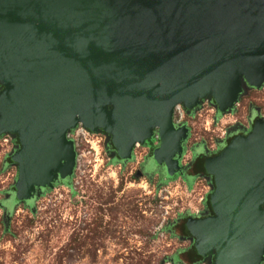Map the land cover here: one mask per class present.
Instances as JSON below:
<instances>
[{
  "label": "water",
  "instance_id": "water-1",
  "mask_svg": "<svg viewBox=\"0 0 264 264\" xmlns=\"http://www.w3.org/2000/svg\"><path fill=\"white\" fill-rule=\"evenodd\" d=\"M0 84L17 202L72 177L66 134L79 124L103 132L121 163L156 134L152 159L171 178L188 133L174 107L208 99L230 112L264 84V0H0ZM204 168L207 211L184 225L192 255L264 264V119Z\"/></svg>",
  "mask_w": 264,
  "mask_h": 264
},
{
  "label": "rangeland",
  "instance_id": "rangeland-1",
  "mask_svg": "<svg viewBox=\"0 0 264 264\" xmlns=\"http://www.w3.org/2000/svg\"><path fill=\"white\" fill-rule=\"evenodd\" d=\"M251 111L264 117V85L245 88L232 113L218 116L205 99L198 110L183 114L180 122L189 136L182 167L196 142L212 151L234 125L249 132ZM174 120H179L176 114ZM77 143V163L66 184L38 192L33 202H16L10 212L0 205V264H190L183 251L191 241L180 236L179 225L200 208L212 189L208 181L193 177L187 182L184 170L165 180L145 174L143 162L153 144L136 146L133 159L120 163L101 132ZM16 146L13 135L0 136L2 205L17 177L16 166L8 162Z\"/></svg>",
  "mask_w": 264,
  "mask_h": 264
},
{
  "label": "flooded vegetation",
  "instance_id": "flooded-vegetation-1",
  "mask_svg": "<svg viewBox=\"0 0 264 264\" xmlns=\"http://www.w3.org/2000/svg\"><path fill=\"white\" fill-rule=\"evenodd\" d=\"M264 85V84H263ZM248 89H251V90H255V88H248ZM260 89V88H259ZM257 90V89H256ZM244 94V93H243ZM242 94V95H243ZM241 95V96H242ZM240 96V97H241ZM239 97V99H240ZM238 99V101H239ZM238 101L235 103L233 109L230 111V112H225V113H232L234 110H235V106L236 104L238 103ZM200 106V105H199ZM199 106L193 110H191L190 112H188L185 107L183 105H181V110L183 112L184 115H190L191 113H193L194 111L198 110ZM216 111V110H215ZM257 111H251V116L249 117L250 119H248V123H249V128L251 130L252 128V125H253V122L256 120V119H259V118H263L264 117H257L255 114H256ZM225 113H222V114H219L217 111H216V114L219 116V115H223ZM174 117V110H173V116H172V119ZM181 125H185L184 123H182ZM233 126V125H232ZM103 133V132H102ZM246 129L243 128L241 125H234V127H231V130H228V131H225L223 132V136L221 137V139L219 140V143L217 144H214L212 146L213 150L212 151H207L209 150L207 145L204 143V142H196V144H194L192 146V148L190 149L189 151V159L188 161L185 163V166L182 167L181 165V159L179 161V164H180V171L181 170H184L183 171V176L185 178V180L187 182H189L193 177H198V178H203L204 180H207L208 183L211 185H213V178L212 177H209L206 172H205V168H204V161L206 158H210V157H214L215 155H217L220 150L233 138V136L235 135H238V134H246ZM104 134V133H103ZM188 136H189V130H188V133H187V138L184 140L183 142V153H182V156L184 155L185 153V143L188 139ZM153 144V149L156 148L159 144L158 142V138L155 134V136L152 138V140L148 141L145 145H142V146H149V145H152ZM107 147L108 149L113 153V147L112 146H108V142H107ZM115 158H117L115 156ZM118 160V158H117ZM11 161V160H10ZM120 162V160H118ZM129 162V161H127ZM121 163V162H120ZM126 163V162H125ZM143 172L145 174H147L148 176L150 175H153L155 173L158 174V176L162 179H166L165 178V172H164V167L163 166H158L154 163L153 159H152V153L151 155H149L145 161L143 162ZM179 171V173H181ZM178 173V174H179ZM141 174V173H140ZM138 173V175H140ZM178 174H175L178 175ZM58 183H61V184H64L62 182H58ZM46 190H42L41 192H44ZM212 192V189L211 191H207V195H206V198L204 199H201V206L200 208L198 209V211H196L195 213H193L192 215L188 216L182 223L185 225V222L187 219L189 218H199L201 216L204 215V213L207 211V202H208V198L210 196V193ZM13 194V193H12ZM207 199V201H206ZM35 199L31 200V202H33ZM181 223V224H182ZM180 224V225H181ZM179 225V226H180ZM185 228V226H184ZM188 235V234H187ZM182 237V236H181ZM183 238H186V239H189V236H186V237H183ZM190 252H191V247H190ZM186 252V251H185ZM184 252V253H185ZM192 253V252H191ZM186 254V253H185ZM187 256V255H186ZM178 262V261H177ZM201 262V261H200ZM198 263V262H197Z\"/></svg>",
  "mask_w": 264,
  "mask_h": 264
},
{
  "label": "built area",
  "instance_id": "built-area-1",
  "mask_svg": "<svg viewBox=\"0 0 264 264\" xmlns=\"http://www.w3.org/2000/svg\"><path fill=\"white\" fill-rule=\"evenodd\" d=\"M175 114L179 117V120L178 121H175L174 120V117H173V123L176 126H181L182 123L180 122V120H181V118L183 116V112L181 110V105H176L174 107V115ZM89 133H91V132H89L82 125L79 124L75 129H73L70 132H68L66 134V137H67V139H69V140H71L73 142L74 148H76L77 147V144H78L77 143L78 138H80L82 136H85V135H89ZM74 134H75L76 137H74ZM136 146H138V144ZM76 163H77V155H76Z\"/></svg>",
  "mask_w": 264,
  "mask_h": 264
},
{
  "label": "trees",
  "instance_id": "trees-1",
  "mask_svg": "<svg viewBox=\"0 0 264 264\" xmlns=\"http://www.w3.org/2000/svg\"><path fill=\"white\" fill-rule=\"evenodd\" d=\"M8 162H10V159H9ZM66 183H67V181H66L64 184H66ZM206 201H207V199H206ZM16 202H17V201H16L14 195L12 194L11 197H10L8 200H6V203H5L4 205H2V204H0V205L6 207V208H5L6 212H10L11 209H12V207H13V205H14ZM179 231H180V236H182V237H186V236H188V235H187V232H186V230H185V228H184V224H183V223L179 226ZM185 253H186V255H187V260H188V262H189L190 264H195V263H197V262H200V260L196 259V258L192 255V253L190 252V250H187Z\"/></svg>",
  "mask_w": 264,
  "mask_h": 264
},
{
  "label": "crops",
  "instance_id": "crops-1",
  "mask_svg": "<svg viewBox=\"0 0 264 264\" xmlns=\"http://www.w3.org/2000/svg\"><path fill=\"white\" fill-rule=\"evenodd\" d=\"M185 251H183V253H184Z\"/></svg>",
  "mask_w": 264,
  "mask_h": 264
}]
</instances>
